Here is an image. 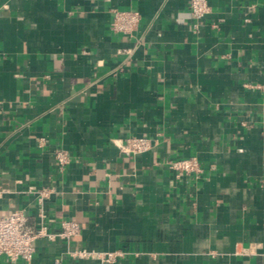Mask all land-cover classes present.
<instances>
[{
    "label": "crops",
    "instance_id": "0c3cea01",
    "mask_svg": "<svg viewBox=\"0 0 264 264\" xmlns=\"http://www.w3.org/2000/svg\"><path fill=\"white\" fill-rule=\"evenodd\" d=\"M208 1L0 0V216L80 228L0 264H264V0Z\"/></svg>",
    "mask_w": 264,
    "mask_h": 264
},
{
    "label": "built area",
    "instance_id": "2783aa9c",
    "mask_svg": "<svg viewBox=\"0 0 264 264\" xmlns=\"http://www.w3.org/2000/svg\"><path fill=\"white\" fill-rule=\"evenodd\" d=\"M190 10L197 20L206 18L211 13L208 0H190ZM141 16L138 12L114 11V19L111 29L114 32L131 35L136 31L140 23ZM150 147V142L144 137L129 138L119 148L127 155H135L145 152ZM55 158L60 166L64 168L69 163V153L58 150ZM169 168L177 174H190L198 172V161L194 158L178 159L169 163ZM80 234V228L75 222H65L62 232L58 234H48L45 228L33 229L29 226V218L22 210H15L9 215L0 216V258L6 257L10 263H17L20 260L31 261L34 257L36 247L35 241L46 236L51 241L57 239L69 241ZM75 257L86 258L92 256L85 250H79L72 254ZM99 259L110 262L115 258L112 253L97 254Z\"/></svg>",
    "mask_w": 264,
    "mask_h": 264
}]
</instances>
